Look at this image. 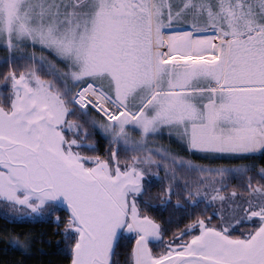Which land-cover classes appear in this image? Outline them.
<instances>
[{
	"label": "snow or ice",
	"instance_id": "obj_1",
	"mask_svg": "<svg viewBox=\"0 0 264 264\" xmlns=\"http://www.w3.org/2000/svg\"><path fill=\"white\" fill-rule=\"evenodd\" d=\"M0 49L8 247L264 264V0H0Z\"/></svg>",
	"mask_w": 264,
	"mask_h": 264
},
{
	"label": "trees",
	"instance_id": "obj_2",
	"mask_svg": "<svg viewBox=\"0 0 264 264\" xmlns=\"http://www.w3.org/2000/svg\"><path fill=\"white\" fill-rule=\"evenodd\" d=\"M4 56L0 49V61ZM2 66V63H0ZM3 206L0 205V210ZM154 214L155 211H154ZM158 216V215H157ZM8 230L30 233L36 237L34 247L27 255L8 247L4 238L5 221L0 216V264H66L62 237L55 223L47 218L24 220L15 224H7Z\"/></svg>",
	"mask_w": 264,
	"mask_h": 264
},
{
	"label": "flooded vegetation",
	"instance_id": "obj_3",
	"mask_svg": "<svg viewBox=\"0 0 264 264\" xmlns=\"http://www.w3.org/2000/svg\"><path fill=\"white\" fill-rule=\"evenodd\" d=\"M162 142L167 143L166 140L162 141ZM255 159L259 163H264V159H262L259 155H257L255 157ZM158 190H159V184L154 183L153 186L151 187V193L154 195ZM154 211H155L156 215H158L159 217L167 219L169 216V213L172 211V209L170 207L169 208L158 207V208L154 209ZM35 219H37V218H35Z\"/></svg>",
	"mask_w": 264,
	"mask_h": 264
}]
</instances>
